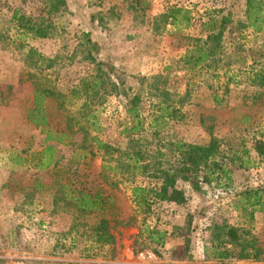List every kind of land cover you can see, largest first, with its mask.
<instances>
[{"label": "rangeland", "instance_id": "rangeland-1", "mask_svg": "<svg viewBox=\"0 0 264 264\" xmlns=\"http://www.w3.org/2000/svg\"><path fill=\"white\" fill-rule=\"evenodd\" d=\"M65 1L66 10L53 19L52 37L28 38L20 48L23 42L10 25L13 11L37 13L40 4L0 0V264H264V251L260 261L208 258L211 234L219 232L211 231L213 226L250 231L259 247L264 246V211L254 213L250 226L235 210L241 192L264 185V156L252 150L254 141L264 142V87L250 82L259 61L256 53L264 46V22L258 33L236 28L245 23L246 0H146L144 12L130 9L133 0ZM172 5L191 11V25L155 31L153 19ZM213 10L229 20L220 50L206 63L188 69L180 59L192 40L205 39L200 23ZM86 33L97 47L93 58L113 67L110 81L115 89L94 107L101 130L93 134L112 150L83 146V135L75 131L66 145L50 143L56 151L54 169L37 171L11 163L9 152L28 151L21 154L26 157L44 147L40 129L26 121L34 81L68 95L82 79L96 75L88 59ZM28 47L35 49L33 55L27 53ZM133 96L144 121L137 135L122 133L131 122L127 109ZM80 104L71 100L68 114L76 113ZM44 105L51 125L63 126L66 112L57 111L48 99ZM167 106L178 113L150 128ZM211 135L226 149L250 150L249 167L229 165L233 182L225 189L203 185L197 193L178 183L187 197L184 204L155 203L149 212H141L132 202L131 188L155 182L150 174L126 169L127 156L139 153L143 157L139 165L159 158L165 167L172 159L169 145L177 140L205 145ZM55 180L71 184L65 194L71 189L100 193L111 204L103 213H76L61 200L62 189L51 186ZM54 198L59 199L56 205ZM102 217L108 221L113 246L94 241L92 231ZM146 227L167 232L163 247L148 241Z\"/></svg>", "mask_w": 264, "mask_h": 264}, {"label": "trees", "instance_id": "trees-1", "mask_svg": "<svg viewBox=\"0 0 264 264\" xmlns=\"http://www.w3.org/2000/svg\"><path fill=\"white\" fill-rule=\"evenodd\" d=\"M27 0H21V3ZM40 9L36 13H26L22 9H15L11 17L10 25L16 38L23 43L20 48H24L26 39H47L51 38L56 32V26L53 19L61 15L66 10L65 0H37ZM245 23H237L238 29H251L258 33L263 29L264 22V1L263 0H246L245 4ZM131 10L145 11L148 7L146 0H133L129 3ZM229 20L227 17H221L218 11H211L206 15L205 21L200 23V34H205V39L198 38L192 40L191 46L181 57L180 62L188 69H195L201 64L209 61L213 55L220 50V42L224 33V28ZM192 23L191 11L176 5L168 6L164 12L153 19V29L158 31L161 27L167 25L180 30L188 28ZM88 47V59L94 64L96 75L88 76L82 79L68 95L57 91L54 87L33 83V101L32 106L26 114V121L36 129H40V134L44 135V147L41 150L33 151L22 157L28 151L16 153L9 152L8 160L15 165H30L37 171L54 169L57 165L55 158V148L50 143L66 145L72 138L73 132L77 131L83 135V146H95L98 151L108 153L112 147L102 142L96 135L100 132L101 127L97 116L94 114L97 105L102 103L105 94L115 89V84L110 81V73L113 67H106L102 62L93 58L92 52L97 51L89 34L83 35ZM208 43H211L209 46ZM35 49L28 47V54L34 53ZM243 60L246 54L242 51ZM31 55V56H32ZM39 55V54H38ZM40 56V55H39ZM258 57L257 69H252L250 73L251 84L253 86L264 87V46L262 50L256 53ZM43 57L40 56L42 60ZM262 60V61H261ZM12 87H8L11 90ZM2 94V92H0ZM54 101L57 111H65L64 125L54 128L48 118L47 108L44 105L45 100ZM73 100H80L81 104L73 115L68 114V103ZM130 107L127 109L131 122L129 126H124L122 133L137 135L144 128V121L140 115L138 102L135 96L129 99ZM178 113L176 109L169 106L161 109L159 119L150 122L149 127L154 128L159 120L164 116L172 119ZM162 122V121H161ZM161 125L158 127L160 128ZM88 144V145H87ZM169 148L172 150L171 161L167 162L165 167L162 166L161 159L149 161V163L139 165L141 155L131 153L127 156L129 164L126 169H132L137 174H150L154 180L153 186L134 185L131 188L132 202L141 212H149L152 204L167 203L182 205L187 201L184 189L178 188V183L186 184L192 191L200 193L203 185L214 184L216 188H228L233 178L229 165L237 164L238 168L246 169L249 167L248 155L250 150L244 148L233 150L227 148L215 136L211 135L210 140L205 145L188 144L182 141H175ZM252 150L258 157L264 156V142L254 141ZM164 156V154H160ZM110 170L111 167H109ZM59 181H53L51 186L62 189L66 193L71 184L61 185ZM264 185L263 188L250 189L239 194V200L235 206L244 218L245 224L251 226L254 220V213L264 211ZM62 201L68 202L75 208L76 213H103L109 204V199L103 197L100 193L90 194L82 190L71 189L69 194L64 195ZM59 199L54 198L53 203L56 205ZM218 234H211V245L213 246L212 254L208 258L214 261L224 260H251L260 261L263 258L264 246L260 245L250 235V231H238L235 227H215ZM144 234L148 241L156 247L165 245L167 232L155 228L146 227ZM94 241L98 245L113 246L114 237L108 231V221L103 217L98 225L92 231ZM243 236L247 237L244 238ZM251 237V238H250Z\"/></svg>", "mask_w": 264, "mask_h": 264}, {"label": "built area", "instance_id": "built-area-1", "mask_svg": "<svg viewBox=\"0 0 264 264\" xmlns=\"http://www.w3.org/2000/svg\"><path fill=\"white\" fill-rule=\"evenodd\" d=\"M147 257H148V258H152L153 255H152V254H148Z\"/></svg>", "mask_w": 264, "mask_h": 264}]
</instances>
